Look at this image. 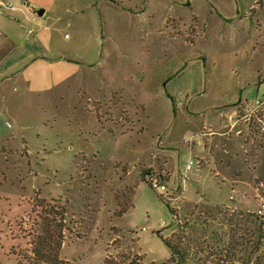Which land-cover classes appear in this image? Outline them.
Wrapping results in <instances>:
<instances>
[{"label": "rangeland", "instance_id": "1", "mask_svg": "<svg viewBox=\"0 0 264 264\" xmlns=\"http://www.w3.org/2000/svg\"><path fill=\"white\" fill-rule=\"evenodd\" d=\"M0 3L13 7L0 8V264H28L59 229L66 264H166L165 241L223 264H246L254 243L262 258L264 103L245 130L228 128L245 95L264 102V0ZM20 70L41 93L8 78ZM100 101L115 120L98 121ZM87 138L105 163L72 157ZM150 167L165 169L168 193L144 179Z\"/></svg>", "mask_w": 264, "mask_h": 264}, {"label": "crops", "instance_id": "2", "mask_svg": "<svg viewBox=\"0 0 264 264\" xmlns=\"http://www.w3.org/2000/svg\"><path fill=\"white\" fill-rule=\"evenodd\" d=\"M256 12V9L254 10ZM253 12V13H255ZM37 61L38 60H43L42 62H48V63H53L54 61H57V60H48L47 58H45L44 56L42 57V59H40L39 57H37ZM56 63H62V61H57ZM52 76V75H51ZM19 78L22 79V82L24 83V92L25 93H41L40 91H31V89H35L34 88V85L32 86V84H27L28 80L26 79V76L22 74V71H18L16 72L14 75H11L10 77H8L10 80H12L13 78ZM261 78L263 80H259L260 82H264V74H261ZM51 81L53 82L54 79L51 78ZM259 89V88H258ZM258 94V92H257ZM249 94L245 95V99H242L240 100L237 104H235V107H234V111H233V114H231L230 116H232L236 121L233 122V124L228 128L229 129V133H232V131L234 130H245L246 126H248V122L250 121H254L257 120V118H259L258 116L260 115V112L258 114L257 117H246L245 114H244V111L246 109H250V108H254V106H250L249 103L251 102V98L250 96H248ZM100 96H101V100H103V97L105 96L103 93H100ZM118 96V94H117ZM106 97V96H105ZM99 100V98H98ZM104 101V100H103ZM103 101H100V106L96 107V109H94L96 111V114H97V117H98V121L100 122V119L102 117H104L105 115L108 116V117H112L113 120H115V118L113 117V113H114V109L109 107V108H105L104 107V104H103ZM261 110V109H260ZM91 113H94L93 111H90ZM116 113L118 114V110L116 109ZM240 114V117H238V114ZM131 114L130 110H128L126 107L123 108V113L122 115L120 116V119L124 120V119H127V117H129ZM8 120V116L6 115V100H3V99H0V127H4L6 124H5V121ZM232 120V121H233ZM249 122V123H250ZM93 127L92 125H89V127L87 128L88 131H86L88 133V135H92V136H95V131L94 129H91V127ZM7 127V126H6ZM94 128V127H93ZM8 129V127H7ZM103 130V127L101 129V131ZM219 134V133H217ZM227 134V135H228ZM7 134H5V132L3 131V133H0V143L2 142V140L5 138ZM227 135H222V136H227ZM215 136V135H214ZM221 136V135H220ZM214 139V137L211 136V138L207 141L208 145H209V148H207V150L205 149V158L206 160L209 159V161L206 163L207 165L210 163V162H213V163H218L217 159H218V155L217 154H213L211 152V150H216V148H218V146L215 144V142L212 143V140ZM226 140L228 141H231V137H227L225 138ZM86 144L85 146H81L79 148V151H77V153H75V155H73L72 157L75 158V161H78V160H81V161H84V162H89V164L91 166H93L94 164H98V163H105L104 160H102V157H100V152H98V148L97 149H94V146L91 145L90 143V140L89 138H87L85 140ZM80 144V143H79ZM231 145V144H230ZM229 145V146H230ZM230 152V149L227 148L226 149V153H229ZM160 167V166H159ZM203 167V166H202ZM228 168H231L233 169L234 173L237 175V177H241V173H237L234 169V166H227ZM145 170L143 171L144 172V179L146 180V177L149 173H152L154 171L156 172H160L161 174H164L163 172L165 171V169L163 168H159L158 169H154L152 171L153 168H144ZM148 170L149 173H148ZM147 172V173H146ZM163 176V175H162ZM164 178V176H163ZM169 180V179H168ZM240 204H243V203H240Z\"/></svg>", "mask_w": 264, "mask_h": 264}, {"label": "trees", "instance_id": "3", "mask_svg": "<svg viewBox=\"0 0 264 264\" xmlns=\"http://www.w3.org/2000/svg\"><path fill=\"white\" fill-rule=\"evenodd\" d=\"M56 215H60L59 212H55ZM257 219V223L260 224V242L261 239H264L263 232H264V222L262 221V217L258 214L253 215ZM61 230H55L53 234L47 233V235H42L41 237L37 238V241L32 245L31 253L32 256L26 259L28 264H66L64 263L60 258V251L63 246V239L60 237ZM168 247L171 250V259L166 264H223V259L219 258L217 262L208 261L209 258L206 259H200L199 257H195L190 255V252L181 246H178L174 243H171L169 241H165ZM252 245V246H251ZM254 246L259 248L254 243H248V245L245 246V250L249 251L246 255L247 263L246 264H252L253 260L255 261V264H264V255L261 257L253 258L255 255V251H253ZM227 247V248H226ZM226 247L223 249V254L225 257L229 254V252L234 250V247H237V245L234 246V243H229ZM264 247V246H262ZM253 258V260H252ZM105 264H107V260L105 261Z\"/></svg>", "mask_w": 264, "mask_h": 264}, {"label": "built area", "instance_id": "4", "mask_svg": "<svg viewBox=\"0 0 264 264\" xmlns=\"http://www.w3.org/2000/svg\"><path fill=\"white\" fill-rule=\"evenodd\" d=\"M0 8L4 9H12L13 7L9 4H2L0 3ZM264 102L262 101H256L254 108L246 109L244 111V114L246 117H257L260 109L262 107ZM238 114V117H240V114ZM234 118L232 116H229V121H232ZM261 122V121H260ZM261 132L264 134V124L261 127ZM202 142V139L200 136H194L189 140H185V143L188 144L190 147H193L194 145H198ZM193 166V161H190V163L187 166V171H190ZM146 180L150 184V186L157 191L159 194L164 195L165 193H168V186L167 183L164 181L163 176L160 173L152 172L151 174L147 175ZM259 188L261 189V192L264 197V183H260ZM169 199V196L167 197ZM261 208L258 210L257 214L261 216L264 212V199L261 198Z\"/></svg>", "mask_w": 264, "mask_h": 264}, {"label": "water", "instance_id": "5", "mask_svg": "<svg viewBox=\"0 0 264 264\" xmlns=\"http://www.w3.org/2000/svg\"><path fill=\"white\" fill-rule=\"evenodd\" d=\"M40 16H42V12L40 13Z\"/></svg>", "mask_w": 264, "mask_h": 264}]
</instances>
